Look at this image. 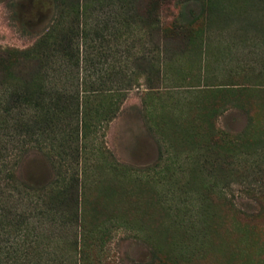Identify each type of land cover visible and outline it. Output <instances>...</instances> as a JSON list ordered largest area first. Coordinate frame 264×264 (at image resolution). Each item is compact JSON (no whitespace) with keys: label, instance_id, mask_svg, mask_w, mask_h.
<instances>
[{"label":"rangeland","instance_id":"1","mask_svg":"<svg viewBox=\"0 0 264 264\" xmlns=\"http://www.w3.org/2000/svg\"><path fill=\"white\" fill-rule=\"evenodd\" d=\"M146 1L87 18L73 65L22 56L54 0H0V67L15 74L0 68V163L47 187L41 200L5 180L0 264H264V0ZM93 88L101 113L119 108L85 136L65 114L15 105ZM71 183L74 206L52 208Z\"/></svg>","mask_w":264,"mask_h":264},{"label":"trees","instance_id":"2","mask_svg":"<svg viewBox=\"0 0 264 264\" xmlns=\"http://www.w3.org/2000/svg\"><path fill=\"white\" fill-rule=\"evenodd\" d=\"M134 1L140 2V0H54L56 6V15L51 24V27L48 31L39 38L36 42L33 49L34 53L32 56H29L26 52L23 53V57H25L28 61L32 58L35 62L43 63L44 61H58L63 64H75L79 61V53L81 51H85L87 48L86 45V37L89 30L94 31L95 28L89 26L87 18L91 16H95L96 11L101 9V7L116 2L120 7L130 6ZM146 1V0H145ZM158 0H147L146 1V10L149 12L151 9L155 7ZM127 19V17H125ZM170 29L174 31V29L180 30L179 26L175 24H171ZM164 29L168 30L165 26ZM170 30V31H171ZM80 51V52H79ZM29 56V58H28ZM78 67V65H77ZM1 68V67H0ZM4 72V77L9 76V74L15 75L11 72V69L6 68L5 66L1 68ZM35 74V72H34ZM33 74V75H34ZM93 85V84H92ZM99 88H93L92 91H87L85 93L79 94L76 92H67L63 90H53L52 94H49L48 101L38 100V98L34 97L32 93L22 92L21 94H17L15 101L16 107L19 108L20 105H33L34 110H40L46 106V110L51 113H55L57 115L65 114V118L75 119L74 129L78 131L79 127L82 130V135L85 136V130L94 124V119L97 116L106 117L112 119L115 113L117 112L119 105L115 103L111 105L110 108L101 113V110H98L100 103L97 101L98 96H101ZM52 91V90H51ZM54 94L55 97H54ZM44 99V98H43ZM42 116H45L46 120H42ZM41 117V118H39ZM36 123L37 119H40L41 125L39 128L40 131L46 133L47 129L51 130L50 126V117L49 120L46 114L44 115H35L33 117ZM43 121V122H42ZM29 127V125H26ZM119 168L129 170V166L119 165ZM148 169V168H147ZM14 180L12 169H8L6 165H1L0 163V235L2 230L4 229V225L10 223V219L5 223V219L3 217V213L5 207V197L4 194L5 189L9 190V184L5 183V180L8 179ZM11 188L16 190H22L25 194L34 193L37 198H41L43 200L45 196L43 195L44 190L47 188L46 186L42 187H34L24 181H13L11 182ZM6 187V188H5ZM77 187L76 184L70 185L67 189H62V195L58 196V198H53L50 196V201L52 204H49L51 207L55 202L58 204L56 208H61L64 204L67 206L68 198H72L73 203L77 201ZM66 192V194H65ZM64 194L67 196L65 198ZM70 195V196H68ZM49 200L45 199L43 204L46 205L50 203ZM54 202V203H53ZM73 203H70V206L73 207ZM53 208V207H52ZM72 210V208H71ZM27 222V214L20 213L15 216V222L13 221V227H9L11 232H20L21 226ZM8 251V250H7ZM0 252H2V246L0 242Z\"/></svg>","mask_w":264,"mask_h":264}]
</instances>
